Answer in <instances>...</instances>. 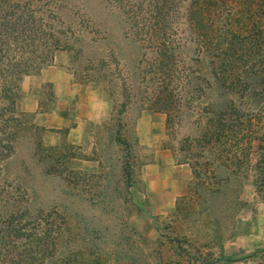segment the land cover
Wrapping results in <instances>:
<instances>
[{
	"label": "rangeland",
	"instance_id": "374dc122",
	"mask_svg": "<svg viewBox=\"0 0 264 264\" xmlns=\"http://www.w3.org/2000/svg\"><path fill=\"white\" fill-rule=\"evenodd\" d=\"M82 4L86 10H79L77 15L86 13L85 17H95L89 8L101 10L98 14L100 25L87 28L88 36L96 38L94 47L102 55L101 64L91 65L90 76L85 77L83 72L73 73L70 59L61 53L39 75L24 78V102L26 99L40 100L44 109H52L36 115L35 135L29 138L25 134L12 156L4 162L1 176L5 189L19 197L21 206H27L31 224L38 218L52 222L54 229L60 230L57 248L72 252H79L78 248L82 252H85L83 248L106 249L102 246V238L111 239L109 231V235L124 241L128 255L134 257L142 251L147 264L159 263L158 251L163 264H171L173 259L179 264H190L191 248L186 247L176 259L170 239L185 236L186 241L195 245V239L207 240L216 233L214 223L206 214H201L196 229L189 219L176 218L173 222L175 202L171 208L160 206V196L154 191H160L163 183L160 185L152 177V167L159 165L163 174L172 178L176 174L175 166L182 173H189L187 192L176 196L174 201L187 195L188 189L201 179L194 176L193 159L186 160L189 154L179 148L180 144L188 143H184L187 138L193 141L198 137L209 112L225 103L236 106L243 114L234 122L241 131L237 138L245 141L252 136L250 159L255 163L258 137L264 132V82L248 84L237 96L219 90L212 75L198 74L197 68L194 70L197 79L193 78L194 75L184 70L195 67V62L189 59L193 55L190 50L195 47L199 52L195 56L197 59L201 48L187 42L176 60L180 73L170 75H174L176 87L173 106L166 114L152 101L162 81L148 72L154 61L143 58L142 66L148 71L141 74L144 80L140 79L134 73L136 62L141 58L138 46L121 34L114 17L99 7L98 1L84 0ZM74 9L72 6V12ZM183 28L179 26L177 32L180 40L187 37ZM240 42L236 48L242 55L234 67L241 69L254 64L259 70L264 46L261 51L262 47L246 44V37ZM45 71L59 75V82H68L74 92L58 96L53 83L43 80ZM44 83L50 86H42ZM196 84L198 87L193 90ZM249 91L253 93L252 98L246 95ZM196 160L202 161L198 157ZM251 173L249 171L247 180L240 184L238 181L231 198L224 202L229 209L218 216L216 229L217 235L222 237L221 243L200 251L201 255L210 251L213 256L244 257L253 253L254 257L219 264H264V259L261 261L264 253L255 252L257 248H264V198L257 192ZM191 196H195L194 193ZM236 198L240 207L234 204ZM136 234L144 239L140 240ZM160 235L164 244L157 248L154 241Z\"/></svg>",
	"mask_w": 264,
	"mask_h": 264
},
{
	"label": "trees",
	"instance_id": "16d2710c",
	"mask_svg": "<svg viewBox=\"0 0 264 264\" xmlns=\"http://www.w3.org/2000/svg\"><path fill=\"white\" fill-rule=\"evenodd\" d=\"M82 1L0 0V264H147L142 251L134 257L128 255L129 249L124 241L117 239L118 236L109 235V231L107 234L112 238H102V246L106 249L83 248L85 252H82L78 248L79 252H72L57 248L60 230L54 229L52 222L38 218L35 224H31L27 206H21L19 197L5 189L6 184L1 176L3 164L12 156L18 141L25 134L29 138L35 135L33 131L38 129L34 123L36 115L52 109H44L40 100L35 111L23 109L24 78L39 75L61 53L70 59L73 73L80 71L85 77L90 76L88 70L91 71V65L101 64L102 55L94 47L96 38L89 37L90 32L87 31L89 26L100 25L98 14L101 10L89 8L95 17H85L86 13L77 15L76 12L84 8ZM96 1L100 3L99 7L114 17L121 34L138 46L141 58L136 62L134 73L140 79L144 80L141 74L148 71L142 66L143 60L149 57L154 61L148 72L162 81L152 101L158 105V110L166 114L173 106L176 87L175 77L170 75L180 73L176 60L182 52L181 47H185L187 42L201 48L197 59L195 56L199 52L195 47L190 50L193 55L189 59L195 62V67L184 70L194 75L193 78H196L194 70L197 68L198 74L204 72L212 75L211 79L214 78L219 90L237 96L246 90L248 84L264 82L263 52L260 53L259 70L254 64L241 69L234 67L242 55L236 48L237 43L241 44L245 37L249 42L246 44L251 43L263 50L264 0ZM179 26L187 31V37L183 40L177 38ZM201 64L204 66L201 67ZM42 86L49 87L50 83ZM197 87L196 84L192 89L196 90ZM252 94L251 91L246 93L248 98H252ZM48 95H52L50 89ZM242 117L236 106L225 103L221 108H213L198 137L193 141L187 138L184 143H188L180 144L179 148L182 147L189 154L186 160L193 159L191 167L194 176H199L201 180L191 186L192 192L188 189L187 195L175 201L173 222L176 218L189 219L196 229L201 214H206L212 219L216 233L207 240L195 239V245L186 241L185 236L172 237L170 246L176 259L182 256L181 252L186 247L191 248L188 253L190 264L230 263L254 257L253 253L244 257L213 256L210 251L201 255L200 251L201 248H212L221 243L222 237L217 235L218 216L224 209H229L224 202L231 198L238 181L240 184L247 180L249 171L253 173L257 192L264 198V132L258 137L256 161L251 163L252 136L245 141L238 139L241 131L238 130V123H234ZM167 118L169 120V115ZM197 157L202 161H197ZM193 193L195 196H191ZM180 201L188 204H180ZM234 204L238 207L241 205L237 198ZM129 230L135 232L132 228ZM137 236L140 240L144 239ZM154 242L157 248L164 244L161 235ZM255 252L264 253V248H257ZM158 253V264H163V258ZM82 254L85 255L79 257ZM171 264H179V261L173 259Z\"/></svg>",
	"mask_w": 264,
	"mask_h": 264
},
{
	"label": "crops",
	"instance_id": "0c3cea01",
	"mask_svg": "<svg viewBox=\"0 0 264 264\" xmlns=\"http://www.w3.org/2000/svg\"><path fill=\"white\" fill-rule=\"evenodd\" d=\"M52 72L50 71H45L43 73V80L49 81L53 83L54 90L57 92L56 94L58 96L66 95V94H71L74 92L72 90V86L67 82V83H61L59 82V75L57 74H51ZM58 92H61V94H58ZM25 110L33 112L37 109V102L34 100H29L26 99V101L23 103ZM92 117H89V119ZM94 120V119H90ZM153 175L152 177L156 179L160 185L163 183V186L160 188V191H154V194H158L160 196V206L162 208H171L174 205V200L176 196L182 195L187 192V183H188V178H189V173L184 174L182 171L179 169L178 166L174 167V171L176 172L175 176L172 177H167L166 175L163 174V172L160 169L159 165H153L152 167ZM146 180H149V178L146 177ZM158 184V186H159ZM149 185V182H148Z\"/></svg>",
	"mask_w": 264,
	"mask_h": 264
}]
</instances>
